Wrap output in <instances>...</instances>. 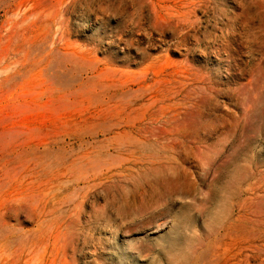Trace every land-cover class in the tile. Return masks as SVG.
<instances>
[{
    "label": "rangeland",
    "instance_id": "obj_1",
    "mask_svg": "<svg viewBox=\"0 0 264 264\" xmlns=\"http://www.w3.org/2000/svg\"><path fill=\"white\" fill-rule=\"evenodd\" d=\"M191 1L0 0V264H264V0Z\"/></svg>",
    "mask_w": 264,
    "mask_h": 264
},
{
    "label": "bare ground",
    "instance_id": "obj_2",
    "mask_svg": "<svg viewBox=\"0 0 264 264\" xmlns=\"http://www.w3.org/2000/svg\"><path fill=\"white\" fill-rule=\"evenodd\" d=\"M190 1H191V0H189V2H190ZM193 1H194V0H193ZM190 3H192V1H191ZM190 3H189V4H190ZM195 3H197V2H195ZM192 4H193V3H192ZM196 5H198V4H196ZM188 6H189V5H188ZM190 6H191V5H190ZM184 7H185V6H184ZM168 8H169V7H168ZM193 8H194V7H193ZM156 10H157V9H156ZM156 10H155V11H156ZM190 12H191V11H190Z\"/></svg>",
    "mask_w": 264,
    "mask_h": 264
}]
</instances>
